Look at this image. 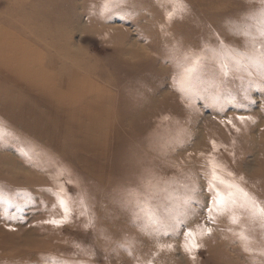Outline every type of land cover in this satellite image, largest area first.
<instances>
[{
    "label": "rangeland",
    "instance_id": "rangeland-1",
    "mask_svg": "<svg viewBox=\"0 0 264 264\" xmlns=\"http://www.w3.org/2000/svg\"><path fill=\"white\" fill-rule=\"evenodd\" d=\"M182 3L169 19L176 0H0V191L14 201H0V264H264L258 220L208 211L210 161L264 206V88L254 69L224 77L210 51L246 50L232 27L261 0ZM61 198L67 220L45 223L64 218Z\"/></svg>",
    "mask_w": 264,
    "mask_h": 264
},
{
    "label": "snow or ice",
    "instance_id": "snow-or-ice-1",
    "mask_svg": "<svg viewBox=\"0 0 264 264\" xmlns=\"http://www.w3.org/2000/svg\"><path fill=\"white\" fill-rule=\"evenodd\" d=\"M117 0H105L104 8L109 9L110 6L114 5ZM186 10V6L182 3V0H176V7L172 12L168 13L169 19H171L177 12H183ZM234 35L242 36L245 39V49L230 48L224 45L223 41H220V50L211 49L216 60L219 61V66L224 77H228L232 71L246 72L248 76L252 75L250 69H254L259 75L260 80L249 81L250 87H261L264 88V0H261V7L255 10H251L244 17V23H234L232 27ZM200 64V58L193 59L192 65L185 69V72L180 80V90L182 92L193 91V81L195 79V73ZM242 99L248 100L247 89H244L241 93ZM218 97L213 96V102H216ZM241 122L244 121V117H239ZM231 123V121H229ZM3 136V129L0 128V138ZM213 148H216L215 142H213ZM26 155V153H24ZM211 180L209 181V191L213 193L212 206L208 209L209 219H214L212 216L213 210L222 211L228 209L230 206L239 207L246 209L250 217L253 220H258L262 227H264V206L260 205L247 191L241 188L239 185L229 182L222 178L218 172L219 167L214 162H211ZM231 172L228 176H232ZM243 179V177H241ZM217 185H223L227 191H221ZM17 198L31 201L29 193H17ZM0 201H5L8 204H13L14 201L7 197L3 191H0ZM188 198L183 200V204H188ZM60 207L64 210V218L61 220L52 219L45 221L53 225L63 224L69 215V209L64 199H59ZM19 208V205H16ZM137 207L140 211L145 213L146 218L160 226L164 225V221L156 216L150 207H145L141 203H137ZM233 223L238 222V217L233 215L231 217ZM212 232L211 228H201L199 235H210ZM167 234V233H166ZM185 243L183 245L186 252L192 253L194 250L199 249L200 245L196 242L197 233L189 230L184 233ZM240 238L247 241L248 237L241 232ZM171 247V246H169ZM247 250V249H246ZM50 264H81L79 261H69L66 259L50 258Z\"/></svg>",
    "mask_w": 264,
    "mask_h": 264
}]
</instances>
